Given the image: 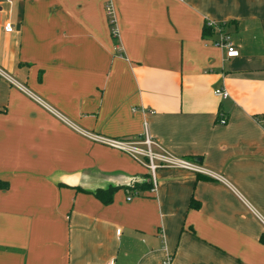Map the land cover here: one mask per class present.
Wrapping results in <instances>:
<instances>
[{
  "label": "crops",
  "instance_id": "1",
  "mask_svg": "<svg viewBox=\"0 0 264 264\" xmlns=\"http://www.w3.org/2000/svg\"><path fill=\"white\" fill-rule=\"evenodd\" d=\"M0 180V264H264V0H0Z\"/></svg>",
  "mask_w": 264,
  "mask_h": 264
},
{
  "label": "built area",
  "instance_id": "2",
  "mask_svg": "<svg viewBox=\"0 0 264 264\" xmlns=\"http://www.w3.org/2000/svg\"><path fill=\"white\" fill-rule=\"evenodd\" d=\"M104 12L107 16V22L110 27V34L113 38L117 37V30L114 26V15L110 4L104 6ZM216 26V25H214ZM4 32H11L13 30L10 21H4L2 25ZM213 44L225 49L226 57H233L237 55V50L233 47L228 37L221 35ZM213 94L218 97H225L226 91L221 88L213 90ZM87 137L93 141L107 145L114 149L124 152L139 165L144 167L149 175L150 183L155 185V170L158 168H178L191 171L193 173L207 174L216 178H220L211 171L200 166L196 161L184 157L176 156L166 149H164L157 141H155L148 133L144 125L143 131L140 135L133 138H111L97 134L85 133ZM129 199V197H126ZM119 229H116L118 234ZM170 257L167 256L162 261V264H169ZM107 264H112L108 261Z\"/></svg>",
  "mask_w": 264,
  "mask_h": 264
},
{
  "label": "trees",
  "instance_id": "3",
  "mask_svg": "<svg viewBox=\"0 0 264 264\" xmlns=\"http://www.w3.org/2000/svg\"><path fill=\"white\" fill-rule=\"evenodd\" d=\"M208 29L206 26L202 30V34L205 35L208 32ZM150 186V183L148 182H143L140 184L134 183L133 185H127L126 188H146L148 189ZM6 187V182L0 180V188ZM117 188V186H107L105 188H97L93 191V193L100 199L101 202L107 203L111 199V194L113 191Z\"/></svg>",
  "mask_w": 264,
  "mask_h": 264
},
{
  "label": "rangeland",
  "instance_id": "4",
  "mask_svg": "<svg viewBox=\"0 0 264 264\" xmlns=\"http://www.w3.org/2000/svg\"><path fill=\"white\" fill-rule=\"evenodd\" d=\"M109 26V25H108ZM109 29H110V27H109ZM136 162V161H135ZM137 163V162H136ZM138 164V163H137ZM139 165V164H138ZM142 167V166H141Z\"/></svg>",
  "mask_w": 264,
  "mask_h": 264
}]
</instances>
